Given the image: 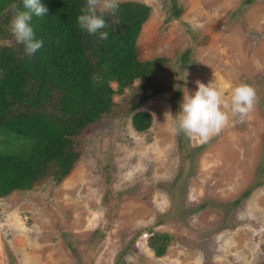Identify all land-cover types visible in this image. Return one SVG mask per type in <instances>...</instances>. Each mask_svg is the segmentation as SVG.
Returning <instances> with one entry per match:
<instances>
[{"label":"rangeland","instance_id":"rangeland-1","mask_svg":"<svg viewBox=\"0 0 264 264\" xmlns=\"http://www.w3.org/2000/svg\"><path fill=\"white\" fill-rule=\"evenodd\" d=\"M126 1L150 8L138 59H168L179 77L138 108L151 116L147 131H133L129 115L104 116L75 138L80 157L65 179L0 198V264H264V0H176V18L170 0ZM198 82L226 99L247 83L258 99L179 149L166 113ZM150 231L171 237L162 257L146 246Z\"/></svg>","mask_w":264,"mask_h":264},{"label":"trees","instance_id":"trees-1","mask_svg":"<svg viewBox=\"0 0 264 264\" xmlns=\"http://www.w3.org/2000/svg\"><path fill=\"white\" fill-rule=\"evenodd\" d=\"M170 1V18H176L180 9L176 0ZM40 3L47 13L33 16L31 26L43 46L30 56L10 30L11 19L23 10L22 0H0V198L29 191L41 181L65 179L80 157L75 138L104 116L129 115L133 131H147L151 116L138 108L179 77L178 72L165 71L168 59H138L136 40L149 18L148 6L126 1L119 2L115 15L98 12L107 24L100 31L108 32V38L101 40L99 31L89 35L78 25L86 0ZM187 54L179 58L180 69L186 67ZM184 136H177L183 150ZM250 192L249 188L242 198ZM207 206L193 208L190 214ZM166 218L157 217V222L163 224ZM148 234L146 246L155 257H162L171 237Z\"/></svg>","mask_w":264,"mask_h":264},{"label":"clouds","instance_id":"clouds-1","mask_svg":"<svg viewBox=\"0 0 264 264\" xmlns=\"http://www.w3.org/2000/svg\"><path fill=\"white\" fill-rule=\"evenodd\" d=\"M22 5L23 10H18L10 21V30L16 43L22 44L25 53L31 56L43 46V41L35 38L31 21L33 16H45L47 8L40 0H22ZM118 7L119 0H86L85 7L81 9L82 14L77 18L78 25L89 35L99 31V38L106 40L108 32L100 30L105 29L107 24L98 12L115 15ZM257 99L256 90L247 83L232 87L230 98L226 99L224 92L213 82L207 85L198 82L194 94H184L179 113L175 116L166 113V116L174 118V132L206 142L220 133L231 117L243 119L249 115Z\"/></svg>","mask_w":264,"mask_h":264}]
</instances>
